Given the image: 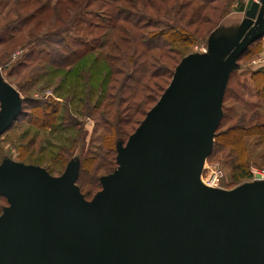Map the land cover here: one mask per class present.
Segmentation results:
<instances>
[{"label":"water","instance_id":"water-1","mask_svg":"<svg viewBox=\"0 0 264 264\" xmlns=\"http://www.w3.org/2000/svg\"><path fill=\"white\" fill-rule=\"evenodd\" d=\"M218 32L230 46L208 59L225 58L209 96L189 110L178 90L185 75L176 73L118 147L116 169L90 201L73 166L53 177L37 166L0 164V196L8 203L0 215V264H264V181L224 191L200 179L229 72L264 35V0H248L236 30ZM20 109L0 84V136Z\"/></svg>","mask_w":264,"mask_h":264},{"label":"rangeland","instance_id":"rangeland-1","mask_svg":"<svg viewBox=\"0 0 264 264\" xmlns=\"http://www.w3.org/2000/svg\"><path fill=\"white\" fill-rule=\"evenodd\" d=\"M183 1L0 0V84L14 94L21 107L16 121L0 136V164L37 166L53 177L73 166L75 184L90 201L101 190V178L116 169L118 147L125 145L176 73L185 75L178 90L187 94L188 109L198 107L217 84L225 60L210 63L209 57L230 46V40L220 36L219 26L228 21L242 23L248 0L211 4L217 11L210 17L215 27L218 24L211 32L196 36L191 45L166 46L163 52L145 54L148 76L136 86V92L119 91L120 85L127 83L129 71L116 62L112 65L117 74L109 75L107 61L119 58L116 50L127 47L132 34L148 38L178 21L184 26L187 19L179 20L183 11L177 9ZM241 4L244 10L239 12ZM260 20L258 17L252 25L255 31ZM255 41L229 72L215 135L236 125L243 116L247 122L257 113L264 120V101L258 99L251 80L252 72L264 70V35ZM192 59L203 63L191 66ZM36 101L58 104L49 128L37 127L30 120ZM106 101L112 107L105 115ZM243 141L248 172L251 167L264 168V139L252 135ZM217 146L214 137L200 179L208 182L215 173L216 188L224 191L259 182L252 178L234 182ZM7 206L0 196V215Z\"/></svg>","mask_w":264,"mask_h":264},{"label":"trees","instance_id":"trees-1","mask_svg":"<svg viewBox=\"0 0 264 264\" xmlns=\"http://www.w3.org/2000/svg\"><path fill=\"white\" fill-rule=\"evenodd\" d=\"M219 1L221 0H184L177 8L178 10L181 9L183 11L182 17H179L178 19H187L184 26L178 21L176 25H172L171 27H161V30L148 38H142L137 34H132L131 38L128 37L130 40L127 41V47L123 48V50L121 48L116 50L120 55L118 56L119 58L117 60L110 58L111 61L107 58L109 75L117 74L113 70L112 65L116 62L122 64L123 70L126 68V71H129L126 75L127 83H122L119 91H134L136 86H139L142 80L148 76L149 61H146L143 57H145V54L149 51L157 50L163 52V48L166 46L181 47L182 45H191L196 41V36L203 35L205 32H211L215 25L213 24V19L210 15L217 11V9L215 7H210V5ZM243 10L244 5L241 4L239 12ZM217 26L218 24L216 27ZM163 28L166 31H163ZM191 28L193 29L191 30ZM140 29L141 28H138V30ZM256 42L257 41H254L253 44ZM251 46L252 44L250 47ZM139 47L142 48L140 53ZM129 51L132 53H129ZM251 80L255 87L258 99L264 101V70L259 69L252 72ZM106 99H108V97H105V100ZM110 107H112V103L106 101L105 115L108 114ZM58 110V104L54 101H36L31 108L32 116L30 117V120H32V123L37 127L49 128L54 122ZM243 117L240 118L238 123L233 127L215 135V142L218 143L217 151L229 164L231 168V178L234 182L249 178V173L245 165L246 152L244 149V137L254 135L264 139V120L262 121L257 113H253L249 116V119L246 120L247 122H245V117ZM112 140L113 138L111 141ZM108 146L111 148L110 145Z\"/></svg>","mask_w":264,"mask_h":264},{"label":"built area","instance_id":"built-area-1","mask_svg":"<svg viewBox=\"0 0 264 264\" xmlns=\"http://www.w3.org/2000/svg\"><path fill=\"white\" fill-rule=\"evenodd\" d=\"M248 173H249V178H252L255 181H259V182L264 181V168L251 167L249 169ZM212 175L213 176H212L210 181L206 182V181H203L202 178H201V182L205 186H208V187H211V188H216L217 187V182H218V176L215 173L212 174Z\"/></svg>","mask_w":264,"mask_h":264},{"label":"crops","instance_id":"crops-1","mask_svg":"<svg viewBox=\"0 0 264 264\" xmlns=\"http://www.w3.org/2000/svg\"><path fill=\"white\" fill-rule=\"evenodd\" d=\"M239 23H235V21H228L220 24L219 29L222 30V32L225 33H231L236 30V28L239 26Z\"/></svg>","mask_w":264,"mask_h":264}]
</instances>
